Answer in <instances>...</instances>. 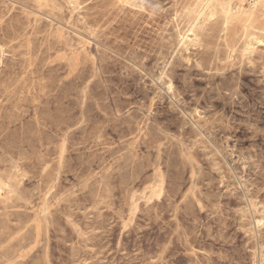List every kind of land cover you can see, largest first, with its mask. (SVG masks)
Returning a JSON list of instances; mask_svg holds the SVG:
<instances>
[{
    "label": "rangeland",
    "instance_id": "374dc122",
    "mask_svg": "<svg viewBox=\"0 0 264 264\" xmlns=\"http://www.w3.org/2000/svg\"><path fill=\"white\" fill-rule=\"evenodd\" d=\"M218 3L0 0V264H264V0Z\"/></svg>",
    "mask_w": 264,
    "mask_h": 264
},
{
    "label": "bare ground",
    "instance_id": "6f19581e",
    "mask_svg": "<svg viewBox=\"0 0 264 264\" xmlns=\"http://www.w3.org/2000/svg\"><path fill=\"white\" fill-rule=\"evenodd\" d=\"M228 1V0H227ZM252 1V0H251ZM199 2V1H198ZM255 2V1H254ZM217 3H218V0H217ZM257 3V2H256ZM219 4V3H218ZM226 4V3H225ZM230 4V3H229ZM244 4V3H243ZM250 4V3H249ZM217 5V4H216ZM220 5V4H219ZM235 5V4H234ZM251 5V4H250ZM258 5V4H257ZM228 6V5H227ZM252 6V5H251ZM256 6V5H255ZM222 7V6H221ZM232 7V6H231ZM243 7V6H242ZM252 7H254V6H252ZM262 7V6H261ZM223 8V7H222ZM222 8H220V6H219V9H222ZM217 9V8H216ZM261 9V8H260ZM256 10V9H255ZM198 11V10H197ZM201 11V10H200ZM208 11V10H207ZM217 11V10H216ZM221 11V10H220ZM224 11V10H223ZM247 11V10H246ZM259 11H261V10H259ZM258 11V12H259ZM222 13V12H221ZM235 15V14H234ZM256 15V14H255ZM226 16V15H225ZM257 16V15H256ZM246 17V16H245ZM258 17V16H257ZM226 18H227V16H226ZM261 18V17H260ZM238 20H239V18H238ZM249 21V20H248ZM252 23V22H251ZM250 23V24H251ZM224 33V32H223ZM260 223V222H259Z\"/></svg>",
    "mask_w": 264,
    "mask_h": 264
}]
</instances>
